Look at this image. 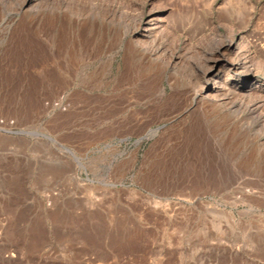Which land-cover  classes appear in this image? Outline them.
Returning a JSON list of instances; mask_svg holds the SVG:
<instances>
[{"label": "rangeland", "instance_id": "1", "mask_svg": "<svg viewBox=\"0 0 264 264\" xmlns=\"http://www.w3.org/2000/svg\"><path fill=\"white\" fill-rule=\"evenodd\" d=\"M192 2L182 5L194 15ZM16 3L0 0L8 13L0 17V264H264V134L254 124L231 129L220 139L225 150L208 159L187 113H151L142 128L133 105L107 115L105 96L123 44L95 57L75 46L74 66L95 72V80L46 85L53 91L47 95L40 74L50 62L44 33L35 30L40 21L27 25L10 16ZM226 3L243 12L238 30L259 46L264 0L194 5L216 19ZM173 122L179 129L168 146L151 150Z\"/></svg>", "mask_w": 264, "mask_h": 264}, {"label": "bare ground", "instance_id": "2", "mask_svg": "<svg viewBox=\"0 0 264 264\" xmlns=\"http://www.w3.org/2000/svg\"><path fill=\"white\" fill-rule=\"evenodd\" d=\"M135 1L18 0L9 15L17 13L27 25L40 21L35 30L44 33L42 45L48 52L45 61L50 62L40 74L42 86L53 87L52 84L77 77L83 84L95 80V72L82 73L74 66L71 52L75 46L79 50L88 48L85 55L95 57L111 54L123 44L118 74L105 96L107 115L113 117L123 111L124 105H133V117H138L136 127L142 128L152 118L151 113H187L185 123L191 134L195 132L194 138L199 146L203 145L201 151L210 159L223 152L220 139L231 129L234 134V128L239 131L254 124L264 134V37L255 36L259 45L256 47L254 39L251 41L238 30L237 26L246 23L243 12L234 11L226 3L222 14L216 13L213 19L204 15V9L201 13L200 7H196L199 1L194 5L195 0L194 15L191 7L183 6H187V0H179L181 6H168L161 0ZM3 9L1 18L8 14ZM198 9L201 16L194 20ZM245 11L250 12V7H245ZM191 22L195 23L192 27ZM201 42L205 46H198ZM251 46L258 50L252 52ZM112 59L109 56L103 60L102 68H109ZM164 79L170 87L167 92ZM49 90H45L47 95L53 92ZM114 124L112 120L107 124L106 132L110 135L114 134ZM178 129L175 122L171 123L159 133L150 149L168 146ZM153 132L150 129L147 134ZM261 140L264 143L263 137ZM157 160L164 162L165 158L159 156Z\"/></svg>", "mask_w": 264, "mask_h": 264}]
</instances>
